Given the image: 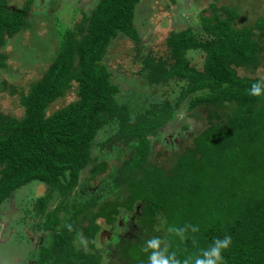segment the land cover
I'll list each match as a JSON object with an SVG mask.
<instances>
[{"label": "trees", "instance_id": "obj_1", "mask_svg": "<svg viewBox=\"0 0 264 264\" xmlns=\"http://www.w3.org/2000/svg\"><path fill=\"white\" fill-rule=\"evenodd\" d=\"M139 1L96 0L82 10L72 27L59 30L56 53L41 76L18 95L20 117L0 113V207L23 192L32 196L14 205L13 218L21 214L22 220L12 226L27 218L30 229L43 233L20 264H107L102 248L92 243L96 221L112 223L118 209L134 215L136 205L146 229L160 214L165 229L151 237L168 239L169 250L181 258L229 235L225 264H264V96L248 94L261 79L239 76L233 68L261 63L264 19L237 27L235 7L210 4L209 15L198 14L197 27L171 30L165 55L155 62L146 58L143 66L152 69L150 83H181L176 96L171 104L164 100L130 116L103 59L118 36L139 42L134 24ZM28 11L29 0L19 8L0 0V69L7 59L1 49L29 28ZM195 50L202 56L200 69L187 58ZM67 92L75 98L47 113ZM180 109L202 127L191 131L190 143L171 153L164 166L154 161L151 149ZM113 124L112 134L95 142ZM180 130L188 134L186 125ZM115 144L127 150L125 158L106 188L97 183L98 190L90 191L89 182L103 173V163L91 164L92 151ZM37 185L44 192L33 197L29 186ZM185 224L199 226L198 233H189L196 246L167 232ZM135 237L112 252L117 260L109 264H147L140 248L149 237Z\"/></svg>", "mask_w": 264, "mask_h": 264}, {"label": "rangeland", "instance_id": "obj_2", "mask_svg": "<svg viewBox=\"0 0 264 264\" xmlns=\"http://www.w3.org/2000/svg\"><path fill=\"white\" fill-rule=\"evenodd\" d=\"M96 0H29L27 19L29 28L20 31L11 37L1 49L7 55L6 67L0 69V113L19 118L22 109L18 105V95L26 91L29 84L36 81L47 65L52 61L58 46L59 30L73 26L81 17L82 10H90ZM8 8H19L25 0H6ZM225 5L237 9L238 18L236 26H248L254 23L258 17L264 19V0H140L135 8L134 24L136 26L139 42L118 36L109 45L103 62L111 71V80L118 86L120 103L127 106L129 115L145 113L157 103L166 100L172 103L177 89L181 83L168 80L159 84L149 82L152 69H146L143 63L146 58L158 61L166 53L165 37L171 30L183 29L188 25L197 27L198 14L209 15V5ZM261 63L255 68L235 66V72L239 76L250 78H264V36L262 38ZM190 64L200 69L202 56L200 53L190 51L187 54ZM144 59V60H143ZM143 60V61H142ZM75 98L74 92H67L63 99L52 104L47 113L65 105ZM187 126V132L180 128ZM111 128L100 131L95 136V142L103 141L112 134ZM166 134L162 142H157L152 147V156L156 163L168 166L171 153L177 154L184 146L190 143L191 131L195 132L202 127L199 121L184 118L180 109L167 123ZM127 150L120 144L112 145L110 149L100 150L95 147L91 153L92 165L103 163V173H98L89 183L90 191L106 188L116 166L125 158ZM88 169L81 171L80 177H84ZM33 197L44 192L43 186H29ZM22 194V195H21ZM14 200H9L6 205L0 207V264H20L41 241L43 233L30 229V221L27 218L24 224L12 226L18 222L19 216H15L14 205L19 201L22 204L31 200L32 196L25 192ZM106 195L105 192L102 193ZM114 196V194L112 195ZM15 201V202H14ZM55 203L51 201L49 207ZM131 215L121 209L117 210L114 221L107 224L102 219H97L98 229L93 236V246L101 247L103 263L116 261L113 251H119L127 245L128 241L138 240L135 236L151 237L153 234L164 231V219L160 214L154 217V225L151 230L142 226L136 215L140 214V206L136 205ZM136 217V218H135ZM12 226V227H9ZM24 230V232H22ZM26 230V231H25ZM28 230V231H27ZM25 237H19V234ZM11 235V236H9ZM13 235V236H12ZM133 238V239H132ZM76 247L83 246L82 242H76Z\"/></svg>", "mask_w": 264, "mask_h": 264}, {"label": "clouds", "instance_id": "obj_3", "mask_svg": "<svg viewBox=\"0 0 264 264\" xmlns=\"http://www.w3.org/2000/svg\"><path fill=\"white\" fill-rule=\"evenodd\" d=\"M248 94L252 97L264 96V79L252 83ZM199 231V226L192 224L167 228L169 236L178 237L181 243L191 239L194 246L198 242L195 236L190 237L189 233L195 234ZM231 244L232 238L229 235L223 238L216 237L207 248H200L197 254H189L181 258L176 251L169 250L168 239L153 236L144 241L140 252L147 255V264H225L223 253L230 248Z\"/></svg>", "mask_w": 264, "mask_h": 264}, {"label": "flooded vegetation", "instance_id": "obj_4", "mask_svg": "<svg viewBox=\"0 0 264 264\" xmlns=\"http://www.w3.org/2000/svg\"><path fill=\"white\" fill-rule=\"evenodd\" d=\"M37 186H41V185H37Z\"/></svg>", "mask_w": 264, "mask_h": 264}]
</instances>
